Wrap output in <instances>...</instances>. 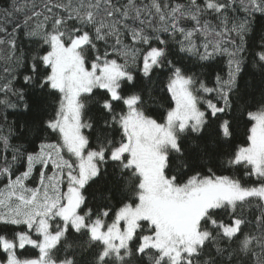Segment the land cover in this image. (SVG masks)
I'll use <instances>...</instances> for the list:
<instances>
[{
	"label": "snow or ice",
	"instance_id": "6c2138e0",
	"mask_svg": "<svg viewBox=\"0 0 264 264\" xmlns=\"http://www.w3.org/2000/svg\"><path fill=\"white\" fill-rule=\"evenodd\" d=\"M0 264H264V0H0Z\"/></svg>",
	"mask_w": 264,
	"mask_h": 264
}]
</instances>
